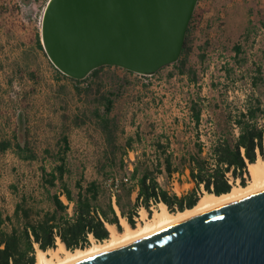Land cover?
I'll return each instance as SVG.
<instances>
[{
	"label": "rangeland",
	"instance_id": "rangeland-1",
	"mask_svg": "<svg viewBox=\"0 0 264 264\" xmlns=\"http://www.w3.org/2000/svg\"><path fill=\"white\" fill-rule=\"evenodd\" d=\"M47 1L0 0V124L4 123L0 127V141L15 139L22 145L27 143L36 155L35 160H25V154L20 156L12 148L0 151V214L3 216L12 213L23 194L36 206L45 207L39 189L40 169L49 171L57 157L69 165L71 173L65 181L70 189L80 176L86 181L100 180L95 164L103 150L101 134L92 122L82 127L73 123L76 115L92 106L85 97L75 94L70 81L57 76L37 43ZM193 16L191 52L186 65L195 71L197 81L206 85L204 91L201 86H191L189 76L180 75L176 64L145 77L125 74L121 69L110 70L129 81L113 106L112 115H116L120 124L117 143L123 147L127 138H134L137 129L142 138V143L135 142L128 157H124L127 171L132 169L135 155L144 151L152 157V133L169 137L177 155L183 145L192 147L195 138L190 127L195 126L185 111L184 101L199 97L208 102L203 109L209 110L211 120L207 116L203 118L200 127H206L202 128L204 134L211 127L209 121L215 127H229L228 111L244 108L252 93L250 81L256 68L264 73V0H199ZM236 47L240 48L239 54ZM202 54L204 60L200 59ZM211 65L213 70L208 71ZM254 93L264 107V88ZM139 96L149 99L141 107L136 103ZM177 97H181V104ZM146 104H152V111ZM136 122L142 127H135ZM179 124L181 127H176ZM63 137L68 144V151L64 152L58 147ZM203 141L208 152L209 139L203 137ZM159 182L177 196L194 187L186 176L175 175L169 181L160 177ZM52 192L60 197L63 194L60 184ZM62 201L66 202L65 197ZM157 209L158 205L152 206V213ZM142 210L138 212L136 225L141 223Z\"/></svg>",
	"mask_w": 264,
	"mask_h": 264
},
{
	"label": "trees",
	"instance_id": "trees-1",
	"mask_svg": "<svg viewBox=\"0 0 264 264\" xmlns=\"http://www.w3.org/2000/svg\"><path fill=\"white\" fill-rule=\"evenodd\" d=\"M193 19L194 16L186 32L180 59L173 65L176 64L180 75L187 74L190 81L196 84L195 71L186 65V58L191 52ZM37 43L42 50L39 36ZM201 50L204 52V47ZM235 50L237 54L240 53V48L236 47ZM204 57L200 55L201 60ZM111 69L120 68L100 67L84 80H73L55 69L57 76L70 81L75 94L85 97L92 106L76 115L73 123L82 127L92 122L101 134L103 150L95 164L100 180L86 181L80 176L74 181L73 189H70L65 178L71 170L63 158L57 157L49 171L41 167L39 189L45 207L36 206L23 194L10 215L0 214V264H35L36 249H54L58 242L67 250L84 249L91 244V238L96 242L108 239V225L120 232L121 219L134 228L139 210L143 209L151 216L152 206L159 203H163L172 213L191 209L202 192L218 196L230 192L237 181L242 186L246 185L248 165L264 156V107L261 98L254 93V90L264 88V73L256 68L250 81L252 93L247 97L244 108L227 113L229 127H215L209 121L211 127L204 134L202 128L206 127H200L203 121L201 116L203 106L208 102L199 97L191 99V119L195 126L190 127L194 132L192 138H195L192 147L183 145L180 155H177L169 137L163 133L155 136L152 133V157H148L144 151L135 155L132 169L127 171L124 157H128L129 148L133 150L135 142L142 143V138L137 129L134 138H127L123 147L117 143L120 124L116 115H112L113 106L121 95L120 90L129 81L115 75ZM121 70L125 74H133ZM224 70L227 72V69ZM207 117L211 120L209 110ZM203 137L209 139L208 152L205 151ZM58 147L63 152L68 151L65 137ZM11 148L20 156L25 154V160L36 159L27 143L22 145L15 139L0 141V151ZM45 153L49 154V151L45 150ZM118 154L122 156L118 157ZM186 171L194 187L181 196L171 193L158 180L163 177L169 181L173 175L182 176ZM57 184H60L66 200L73 204L71 214L68 213V205L57 193L52 192Z\"/></svg>",
	"mask_w": 264,
	"mask_h": 264
},
{
	"label": "water",
	"instance_id": "water-1",
	"mask_svg": "<svg viewBox=\"0 0 264 264\" xmlns=\"http://www.w3.org/2000/svg\"><path fill=\"white\" fill-rule=\"evenodd\" d=\"M198 2L48 0L40 43L73 80L104 66L153 76L180 59ZM76 264H264V188Z\"/></svg>",
	"mask_w": 264,
	"mask_h": 264
},
{
	"label": "bare ground",
	"instance_id": "bare-ground-1",
	"mask_svg": "<svg viewBox=\"0 0 264 264\" xmlns=\"http://www.w3.org/2000/svg\"><path fill=\"white\" fill-rule=\"evenodd\" d=\"M248 173L249 180L246 185L234 184L230 192L218 196L205 193L199 197L196 205L191 209L172 213L163 203H159L158 209L151 216H147L145 210H142L139 213L141 223L134 228L130 227L124 219L120 220L122 227L120 232L114 226L108 225V239L96 242L91 238L92 243L84 249L66 250L60 242L54 249L46 251L37 249L35 264H76L111 248L127 245L147 235L165 230L216 205L253 194L264 188V156L248 165Z\"/></svg>",
	"mask_w": 264,
	"mask_h": 264
},
{
	"label": "built area",
	"instance_id": "built-area-1",
	"mask_svg": "<svg viewBox=\"0 0 264 264\" xmlns=\"http://www.w3.org/2000/svg\"><path fill=\"white\" fill-rule=\"evenodd\" d=\"M40 28H41V23H40ZM213 70V66L211 65L210 67H209V69H208V71H212ZM134 76H138V77H145V76H141V75H137V74H133ZM207 73H206V77L205 78H207ZM205 78H204V80H205ZM191 86H193V87H199V86H201V90L202 91H204L205 89H206V85L205 84H201V82H197L196 84H194V83H191L190 84ZM177 100L180 102V104H181V97H177ZM184 106H185V111L187 112V114H189V115H191V105H190V102L189 101H184ZM207 116V112H206V110H202V119L204 118V117H206ZM192 120V119H191ZM209 125H211V123H209ZM233 127H237L236 125H233ZM237 133V129H235V134ZM58 195H59V193H58ZM63 198H64V195L62 194L61 196H60V199H62L63 200ZM112 198L114 199V196H112ZM68 205V212H69V214H71L70 212V209H71V207H73V204L72 203H69V204H67Z\"/></svg>",
	"mask_w": 264,
	"mask_h": 264
},
{
	"label": "crops",
	"instance_id": "crops-1",
	"mask_svg": "<svg viewBox=\"0 0 264 264\" xmlns=\"http://www.w3.org/2000/svg\"><path fill=\"white\" fill-rule=\"evenodd\" d=\"M170 76V75H169ZM190 78V77H189ZM192 83V82H191ZM136 100H137V106L138 107H141L144 103L143 102H147L149 99L148 98H145V97H141V96H139V97H137L136 98ZM139 102H141V103H139ZM151 105L152 104H146V107L147 108H149V111H152V109H151ZM0 127H4V123H2V124H0ZM135 127H142V125L139 123V122H136L135 123ZM176 127H181V124H179L178 126L176 125ZM187 174H188V172L186 171V173H185V175H182L181 176V178L182 177H184V176H186L187 177ZM177 175V174H176ZM174 176L175 175H173V177L171 178V180H173L174 179ZM178 176V175H177ZM159 180V179H158ZM65 201L66 202H64L66 205L68 204V201L66 200V198H65ZM69 208V207H68ZM70 213H72V207H71V209H70ZM69 213V212H68Z\"/></svg>",
	"mask_w": 264,
	"mask_h": 264
}]
</instances>
